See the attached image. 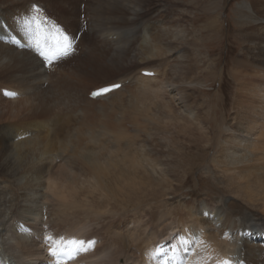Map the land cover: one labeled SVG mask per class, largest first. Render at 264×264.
<instances>
[{
    "label": "bare ground",
    "instance_id": "obj_1",
    "mask_svg": "<svg viewBox=\"0 0 264 264\" xmlns=\"http://www.w3.org/2000/svg\"><path fill=\"white\" fill-rule=\"evenodd\" d=\"M191 2L196 5L197 0ZM176 5L167 0H0V240L5 236L27 237L36 242L40 264H53L47 255L49 245L43 239L44 228L51 224L40 175L52 166V158L40 162L22 151L36 127L35 121H42L49 133H57L49 136L53 147L70 144L76 137L81 150L89 152L93 148L88 139L78 138L79 126L85 125L84 131L92 140L108 136L118 123L111 111L135 104L137 95L143 92L171 101L168 122L178 128L173 137L182 135L186 142L193 141L187 147L193 149L198 141L205 142L201 168L213 173L223 185L235 183L236 187L215 199L199 196L181 201L185 211L180 219L185 226L176 228L164 222L172 232L165 237L156 239L148 232L151 223L143 225L135 217V224L125 233L136 243L121 264H158L153 252L163 245L182 264H222L225 260L229 264H264V200L256 196L258 182L264 179V165L255 163L264 157V0H245L238 11V33L245 46L230 71L237 84L232 105L236 127L216 119L212 125L206 115H199L198 62L191 52L197 43L192 37L197 17L187 20L181 14L170 15ZM33 7L74 37L73 53L56 61L52 68L44 67L20 23L33 14ZM217 23L210 37L219 36L222 22ZM145 70L153 71V76L142 75ZM54 79L67 87L57 93L50 83ZM116 83L122 84L117 91L95 100L89 98L92 90ZM13 92L17 98H12ZM22 97L35 105V115L29 122L17 119ZM116 98L121 100L119 106L111 103ZM149 115L160 118L155 112ZM194 125L198 132L193 139L187 129ZM118 131L120 137H129L120 142L125 154L153 165L164 158L158 154L161 148L144 149L134 139L149 133L153 138L156 134L150 127L134 126L126 118ZM186 150L180 148L179 154L175 152L176 160L168 161L173 166L167 176L171 187V175L179 166L185 167L181 154ZM116 163L115 157L97 159L101 169ZM249 176L251 179L246 180ZM85 179L96 182L94 176ZM174 181L183 184L179 178ZM244 189L248 190L247 198L241 194ZM111 231L119 230L111 226ZM95 238L92 251L105 242L104 238ZM88 255L80 254L74 264Z\"/></svg>",
    "mask_w": 264,
    "mask_h": 264
},
{
    "label": "clouds",
    "instance_id": "obj_2",
    "mask_svg": "<svg viewBox=\"0 0 264 264\" xmlns=\"http://www.w3.org/2000/svg\"><path fill=\"white\" fill-rule=\"evenodd\" d=\"M159 75L155 82L157 85ZM50 83L57 93L67 87L66 84L59 83L58 79ZM114 87L121 88L122 85L116 84ZM111 103L119 106L121 100L116 98ZM170 104L171 101L166 100L164 96H150L140 92L135 104L123 110L111 111V115L118 121L116 130L108 136L101 135L96 140L88 138L84 131L85 125L81 124L78 138L88 139V144L93 148L89 152L81 150L76 137L70 144L62 143L53 147L49 142V136L57 133L55 131L49 133L42 121H35L36 127L22 151L33 155L40 162L52 158V166L40 174L43 199L49 209L51 226L62 228L77 239L93 236L106 238L97 251H91L77 264H119L128 249L135 246L136 241L126 233L111 231V226L133 209L140 211L147 206L158 216L157 223L167 222L176 228L185 226L180 219V214L185 209L170 206L167 202L166 193L172 191L167 176L173 169L168 161L173 157L168 155L163 159H157L153 165L147 160L125 154L120 150L121 140L129 139L120 137L118 131L119 125L125 123L126 118L131 119L134 126L161 129L165 138L171 135L167 127L172 116L168 110ZM17 111V119L31 121L35 115L34 102L22 97ZM150 112L159 114L160 118L150 116ZM163 151L171 152L172 149L164 148ZM100 157L108 159L115 157L118 163L111 168L101 169L97 165V159ZM255 163L264 165V157ZM36 167H39V163ZM87 176H94L96 182L90 183L85 179ZM245 179L249 180L251 177ZM258 183L257 199L264 200V179ZM235 187V183L221 186L223 191H230ZM241 194L247 198L248 190H242ZM251 203L254 204L255 200ZM35 243L24 236H5L0 240V262L40 264Z\"/></svg>",
    "mask_w": 264,
    "mask_h": 264
},
{
    "label": "rangeland",
    "instance_id": "obj_3",
    "mask_svg": "<svg viewBox=\"0 0 264 264\" xmlns=\"http://www.w3.org/2000/svg\"><path fill=\"white\" fill-rule=\"evenodd\" d=\"M167 1L169 3L178 4L170 10V15L181 14L187 20L197 17L193 21L194 25L192 30V35H194L192 37H196L194 39L195 43H197L195 46H192L191 52L194 53L195 59H197L196 61L198 62L195 77L196 83L199 82L196 86L197 102L199 105L197 109L199 115L202 117L206 115L205 118H207V121L212 125H215L216 119L218 122L223 120L226 125L236 127V121L233 120L234 112L232 110V105L237 84L230 75V71L233 67L232 62L236 58H241L240 54L245 46L243 39L238 33L240 28V24H238V11L245 0H197L198 5L197 3L194 5L191 0H183V2L182 0ZM185 21L186 20H184V22ZM217 21H220V23L222 22L219 36L215 35L210 37L215 34L214 29L218 24ZM168 59H170V57H168ZM200 84L201 86H199ZM221 117H223V119H220ZM170 124L172 123L168 122L167 127L172 134L167 136V138L163 136L161 129L150 127L154 135L156 134L153 138L149 133V135H146L147 137L141 135V137L136 139L137 142L142 144L144 149L149 148L153 150L155 147L161 148L158 154H160L162 158L163 156L166 157L171 155L173 159L170 161L176 160L175 152H178L180 148L187 149L181 154V158L186 161L185 167L179 166L177 171L171 175L173 177L170 179L171 181L173 180L174 183L172 185V191L166 193L168 196V204L183 209L180 204L181 201H191L199 196H207L213 199L220 197L223 192L221 188L223 184L219 179L214 177L213 173L207 172L199 165L202 164L201 149L206 143L198 141L197 148H187L194 142H186L184 136L181 134V136L173 137L178 134V128L174 126L175 124ZM187 130L194 139V135L198 132L197 127L195 125L190 126ZM169 147L172 149L170 153L163 151L164 148ZM177 178L183 183L181 186L174 181L177 180ZM135 217L141 219L143 225L147 222L151 223L148 224V232H151L155 238L157 237L156 239L164 236V234L172 233L170 229H167L168 225H165L164 222L157 223L158 216L150 211L147 206L140 211L136 209L131 210L129 214L116 220L115 223L112 224V227L114 226L119 231L125 233L127 228L130 227L131 229L135 224ZM46 227L47 228H44L43 237L51 235L58 238L69 235L62 228L52 227L49 224ZM100 238L106 239L103 236ZM91 239L96 241L95 237H91ZM103 243L104 241L101 244ZM122 262L123 257L119 261V264Z\"/></svg>",
    "mask_w": 264,
    "mask_h": 264
},
{
    "label": "snow or ice",
    "instance_id": "obj_4",
    "mask_svg": "<svg viewBox=\"0 0 264 264\" xmlns=\"http://www.w3.org/2000/svg\"><path fill=\"white\" fill-rule=\"evenodd\" d=\"M31 11L33 14L24 18L20 23L28 36L29 45L35 49L42 59L44 67L52 68L56 61L73 53L74 37L66 34L60 27L43 18L40 15L39 8L33 7ZM143 75L152 77L153 73L145 72ZM110 91L109 88H100L92 92V96L100 97ZM10 95L12 98H17L15 92ZM43 239L49 245L47 255L52 259L53 264H68L69 261L76 260L80 254L90 253L96 244V241L91 238L84 240L61 236L59 239H55L53 236L48 235ZM222 264H229V262L225 260Z\"/></svg>",
    "mask_w": 264,
    "mask_h": 264
}]
</instances>
